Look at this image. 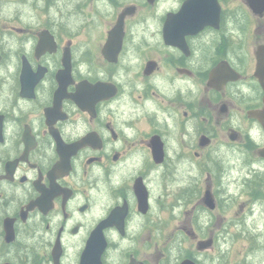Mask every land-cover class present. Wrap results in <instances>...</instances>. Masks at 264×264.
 Returning a JSON list of instances; mask_svg holds the SVG:
<instances>
[{"label":"flooded vegetation","instance_id":"af4514ba","mask_svg":"<svg viewBox=\"0 0 264 264\" xmlns=\"http://www.w3.org/2000/svg\"><path fill=\"white\" fill-rule=\"evenodd\" d=\"M0 1V264H264V0Z\"/></svg>","mask_w":264,"mask_h":264},{"label":"rangeland","instance_id":"374dc122","mask_svg":"<svg viewBox=\"0 0 264 264\" xmlns=\"http://www.w3.org/2000/svg\"><path fill=\"white\" fill-rule=\"evenodd\" d=\"M61 8L63 9V12L66 10V12H69L70 8H69V5L65 4L63 6H61ZM4 9H7V7H4V2L3 1H0V11L4 10ZM53 15H55V11L52 12ZM76 22L75 21H71L70 24L71 25H74ZM11 25H14V26H20V25H27V24H34V25H37L38 23L32 19V21H28V20H24L23 23H18V22H14V23H9ZM254 40H252V44H253ZM251 46V44H250Z\"/></svg>","mask_w":264,"mask_h":264},{"label":"water","instance_id":"95a60500","mask_svg":"<svg viewBox=\"0 0 264 264\" xmlns=\"http://www.w3.org/2000/svg\"><path fill=\"white\" fill-rule=\"evenodd\" d=\"M256 1L257 0H250V6L251 8L256 12V9H257V5H256ZM253 3V4H252Z\"/></svg>","mask_w":264,"mask_h":264}]
</instances>
